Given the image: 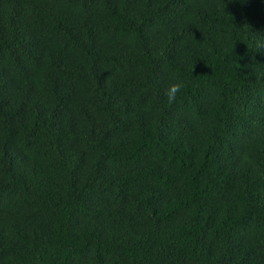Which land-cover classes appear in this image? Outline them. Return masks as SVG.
<instances>
[{"label": "trees", "instance_id": "trees-1", "mask_svg": "<svg viewBox=\"0 0 264 264\" xmlns=\"http://www.w3.org/2000/svg\"><path fill=\"white\" fill-rule=\"evenodd\" d=\"M0 264H264V0H0Z\"/></svg>", "mask_w": 264, "mask_h": 264}, {"label": "clouds", "instance_id": "clouds-1", "mask_svg": "<svg viewBox=\"0 0 264 264\" xmlns=\"http://www.w3.org/2000/svg\"><path fill=\"white\" fill-rule=\"evenodd\" d=\"M182 87H184V85L179 81H174L167 86L164 91V96L166 97L168 104L171 105L176 102L177 95L181 91Z\"/></svg>", "mask_w": 264, "mask_h": 264}]
</instances>
